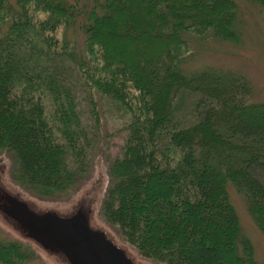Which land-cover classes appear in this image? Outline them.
I'll return each mask as SVG.
<instances>
[{"label": "trees", "instance_id": "16d2710c", "mask_svg": "<svg viewBox=\"0 0 264 264\" xmlns=\"http://www.w3.org/2000/svg\"><path fill=\"white\" fill-rule=\"evenodd\" d=\"M0 0V151L45 199L73 196L90 170L88 134L63 74L131 115L109 162L101 216L162 264H259L228 185L264 233V102L242 74H185L188 35L242 42L236 0ZM264 8V0H248ZM79 26L83 47L59 36ZM65 37V34H64ZM33 246L0 238V264Z\"/></svg>", "mask_w": 264, "mask_h": 264}, {"label": "rangeland", "instance_id": "374dc122", "mask_svg": "<svg viewBox=\"0 0 264 264\" xmlns=\"http://www.w3.org/2000/svg\"><path fill=\"white\" fill-rule=\"evenodd\" d=\"M242 20V42L235 44L222 41L210 34L198 36L188 35L190 51L181 64L185 74H193L210 69L230 70L244 75L251 83L252 101L264 102V8L248 0H236ZM10 2L15 4L14 0ZM91 8L95 0H82ZM65 34V37H64ZM59 36L66 38L70 44L76 43L83 47V36L79 26H70L65 32L60 29ZM63 74L71 83L78 102L81 125L88 134L90 146V170L77 189V192L66 199H45L35 196L23 189L12 177V160L5 152L0 151V175L6 185L14 192L35 203L39 209H56L68 213L75 209L78 198L83 190L98 176L104 178V184L94 208L93 221L105 229L110 236L132 249L140 258L139 262L162 264L143 257L135 248L122 238L119 230L107 223L101 216V203L109 186V162L122 154V147L127 136L126 126L131 115L113 101L102 97L97 91L86 88L80 73L73 62L65 66ZM264 182V176H262ZM230 199L236 208L243 233L248 237L255 249V257L259 264H264V233L258 228L248 212L244 197L232 185H228ZM18 238L33 246L34 253L23 264H65L61 258L48 255L37 243L23 237L10 223L0 215V238L5 236Z\"/></svg>", "mask_w": 264, "mask_h": 264}, {"label": "water", "instance_id": "95a60500", "mask_svg": "<svg viewBox=\"0 0 264 264\" xmlns=\"http://www.w3.org/2000/svg\"><path fill=\"white\" fill-rule=\"evenodd\" d=\"M104 184L98 176L82 191L74 210L39 209L12 191L0 175V215L23 237L65 264H149L93 221Z\"/></svg>", "mask_w": 264, "mask_h": 264}, {"label": "bare ground", "instance_id": "6f19581e", "mask_svg": "<svg viewBox=\"0 0 264 264\" xmlns=\"http://www.w3.org/2000/svg\"><path fill=\"white\" fill-rule=\"evenodd\" d=\"M130 249V252H132L134 255H136L133 251H132V249L131 248H129ZM137 256V259L139 260L140 258L138 257V255H136Z\"/></svg>", "mask_w": 264, "mask_h": 264}]
</instances>
